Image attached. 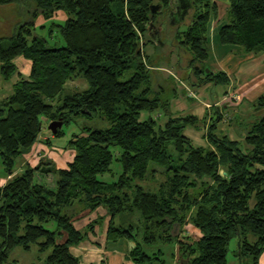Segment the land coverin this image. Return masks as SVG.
<instances>
[{"label":"trees","instance_id":"16d2710c","mask_svg":"<svg viewBox=\"0 0 264 264\" xmlns=\"http://www.w3.org/2000/svg\"><path fill=\"white\" fill-rule=\"evenodd\" d=\"M225 1L231 20L220 30L221 43L264 53V0H192L191 23L182 31L178 27L185 23H164L173 30H164L163 38L172 40L170 54L178 53L177 71L188 79L180 78L193 88L228 83L225 74L207 73L205 66L208 25L212 17L219 21ZM153 2L0 0V6L34 4V19L0 39L5 79L16 73L17 57L32 62L29 78L17 82L14 93L0 104V156L6 176L13 175L17 159L39 141L42 117L50 123L61 118L65 125L76 116H100L110 123L106 130L86 129L72 136L68 148L75 156L66 169L44 158L0 186V264H20L9 260L10 252L30 251L34 245L49 252L41 264H81L71 248L101 229L107 217L106 242L134 243L130 258L135 264H164L148 249L169 245L179 246L183 264H228L233 239L238 240L241 264H261L264 116L242 141L219 136L220 119L207 125L210 146H196L186 137L188 127H205L207 122L172 115L171 102L181 94L178 77L165 76L143 51L142 45H154L149 25H162L161 13L151 11ZM58 10L69 16L64 25L53 24L65 45L48 48L46 40L34 36L36 22L41 14L50 18ZM182 59L189 60L188 66ZM131 70L133 75L121 81ZM79 77L88 88L67 90V83ZM258 105L264 107V97ZM157 111L164 118L142 119L143 113ZM63 136L61 129L54 138ZM115 161L122 168L118 179L101 181L99 176L110 173ZM49 175L53 186L45 182ZM99 208L107 217L77 228L80 214ZM127 215L137 216V222L117 224L118 216ZM189 225L200 237L187 233Z\"/></svg>","mask_w":264,"mask_h":264},{"label":"crops","instance_id":"0c3cea01","mask_svg":"<svg viewBox=\"0 0 264 264\" xmlns=\"http://www.w3.org/2000/svg\"><path fill=\"white\" fill-rule=\"evenodd\" d=\"M225 2L222 3L224 7L221 4L223 9L219 8V21L212 17L208 25L209 58L212 53L215 59L212 62L208 61V58L205 61V66L206 68L210 66L209 69H206V72L209 70L215 75L225 74L228 78V83L224 85L209 83L196 88L185 86L186 89H181V94L172 100L170 108L173 116L193 115L201 121L206 119V125L220 119L221 122L218 124L217 134L219 136H227L232 140L242 141L256 122L264 116V107L258 105L259 98L264 97V53L255 54L245 51L241 46L221 43L220 30L231 20L230 14H228L229 8ZM25 7V5L0 6V39L11 37L14 34L15 29L18 28L15 14L23 13ZM14 22L16 23L14 24ZM14 64L16 73L7 80L1 74L0 62V104L14 93V87L17 82L21 79H28L31 74L32 62L25 57H17L14 60ZM160 67L163 71L170 70L165 65ZM157 68L160 69L159 67ZM174 69L177 70L176 63L171 67V70L174 71ZM179 81L180 83L184 82L182 79H179ZM193 81L195 82L196 80L193 79ZM70 82L76 88L84 90L88 88L87 82L81 83L77 81V84L76 80ZM229 94L241 96L242 101L239 100V103L231 99L225 101ZM150 115L152 114H146L147 119ZM226 116L229 119H226ZM193 128L188 127L185 135L194 143L192 137L187 135L188 131ZM203 137L206 141V146L196 145L195 143L194 145L210 146L207 137L205 135ZM48 142L51 144V138L47 136L40 137L37 144L17 160L18 163H16L13 175L6 176L4 172L0 178V186H4L17 174L23 173L27 166L36 167L39 161L44 158L53 161L58 169H66L68 164L73 161L75 152L69 150L66 157L56 154L55 151L50 153V147L46 146ZM98 217H107V211L104 208H99L93 213L86 211L77 217L76 226L86 221L83 227L79 228L83 229ZM109 219L107 217L104 226L101 229H97L96 233L91 234L87 241L78 247L71 248V253L79 259L81 264H135L130 258V252L135 246L134 243L128 240H121L118 243L106 242L105 230ZM188 229L197 238L200 237V232L196 228L190 225ZM148 252L152 254L158 253L164 264L184 263V259L179 254V246L176 245L159 246L148 249ZM155 264H163V262L156 261ZM261 264H264V255L262 256Z\"/></svg>","mask_w":264,"mask_h":264},{"label":"rangeland","instance_id":"374dc122","mask_svg":"<svg viewBox=\"0 0 264 264\" xmlns=\"http://www.w3.org/2000/svg\"><path fill=\"white\" fill-rule=\"evenodd\" d=\"M227 3L228 2H225V4L228 6ZM222 6L224 7V4H222ZM33 9H34V4L30 3L28 6L25 7V11H23V13L20 12L19 15L15 14L16 15L15 17H16V19L18 21V24H17L18 26L23 24V23L30 22V21H32L34 19L33 14H32ZM68 18H69V16L67 15V13L64 10L56 11L54 13V15H52V17H50V18H45V16L41 14L39 16L37 22H36L37 27H36V29L34 31V36L46 40V46L48 48H61V47H64L65 42H64L63 36L61 34V30H60V28L58 26H53V24L64 25L66 23V21L68 20ZM192 20H193V16H192V13H191V14H189L187 16L185 22H183L185 24H182L178 28L181 31L186 29L187 25H189ZM15 23L16 22H14V24ZM42 26H45V28H42ZM170 26H168V28L170 30H173L172 27H170ZM173 27H176V26H173ZM168 28L165 29V27H164V30L167 32ZM165 36L166 35H164V38H163V42L166 45L165 48H163L162 46H155L153 44H149L146 47H144L142 45L143 51L145 52L146 55H149V57H151L153 60H155L154 65L159 67L160 68L159 70L163 74H165V76H173V75H175L176 78L178 77L176 79V81L179 84V90L180 91H181V89H186L185 86L190 88V85H188V83L186 81L181 82V83L179 81V79H181L182 76L184 78L186 77V79H188L187 76L183 75V73H185V72H182V70H179V69H178V72L175 69H174V71L171 70V67H173L175 65V63L176 64L178 63V60H179L178 59V53L177 52H173V54H170V53H172V50H173L172 47H171L172 40L167 39ZM145 40H146L145 36L142 35V44L145 42ZM149 57L146 56L145 61L148 62ZM183 59H184V57H183ZM183 59H182V63H184ZM214 59H215L214 55L211 53V56H210L208 61H212L213 62ZM174 60H175V62H174ZM188 61H187V63H184L187 66H188V63H189ZM161 65L167 66L168 68H170V70L169 71H163L162 68L160 67ZM209 67L207 69H209ZM133 73H134V70H131V71L127 72L125 74V76L121 78V81L128 80L133 75ZM159 73L160 72L155 71V75H158ZM75 80H76V84L78 82H81V83L82 82H87L86 79H84L83 77H79V78H77ZM71 84L72 83L69 81L67 86H66L67 90H69L71 92L83 91L84 90L82 88H76L75 86H72ZM235 96H238V95L237 94H229L227 97H228V99H231V100H233V101H235L237 103L242 101L241 96H239L238 99H235ZM55 104H57V102H55ZM146 114H148V113H143L142 114V119L143 120L147 119ZM150 116H153L157 120L161 119V118H164V115L162 114L161 111H157L156 113H153ZM226 119H229V117L226 116ZM162 121H163V119L160 121L161 124L163 123ZM42 123H43V128H42V131H41V137L42 136H47V137L51 138V144L46 143V146L50 147L49 148L51 150L50 153L55 151L56 154L64 155L65 157L68 156L67 152L70 150V148H68V144H69V141L71 140L73 135L83 134V133H85L86 129H90V130H106V129H108L110 127V123L107 121V119H105L103 117H100V116L88 117V116L81 115V116L73 117L69 124H65L63 126V128H62L63 129V133H64L63 137H61V138H56V137L54 138L53 137L52 138V136H54V135H52L51 132L48 129L50 121L48 119H45L44 117H42ZM206 132H207V125L205 127L200 125V127H194L192 130H189L187 135L192 137V139L194 140V143L196 145L206 146L207 144H206V141H205V139L203 137V135L206 136ZM17 160H19V159H17ZM111 170L112 171L110 173H107V174L99 176V179L101 181H104V182L116 181L118 179L119 175L122 173V168H121L120 163L115 161L113 163L112 167H111ZM3 174H4V168H3L2 160H1V156H0V178L3 176ZM17 175H19V174H17ZM45 182L48 185L53 186V184H54L53 176L49 175V178H47ZM154 191H156V188L154 189ZM125 219L133 220V221L137 222L138 217L135 216V215H133V216L127 215V216H124V217L123 216H118L116 218V222H117V224L118 223L121 224V221L125 220ZM85 223H86V221H84V223L83 222L79 223L77 225L78 228L83 227V225ZM189 227H190V225H189ZM52 228H54V226H52ZM189 231L190 230L188 229L187 233L196 236L194 233H191L192 231L191 232H189ZM251 238H252L251 239L252 241L255 240L253 237H251ZM238 253H239L238 240L237 239H233L231 241V243H230L229 251H228V255H227L228 264H241L240 261H239L240 258L238 256ZM48 254H49V252H40L39 251V247L37 245H34L30 251H25V250H23L21 248L13 249L10 252L9 260L10 261H17L20 264H33V263L41 264V263L44 262V260L48 256Z\"/></svg>","mask_w":264,"mask_h":264},{"label":"water","instance_id":"95a60500","mask_svg":"<svg viewBox=\"0 0 264 264\" xmlns=\"http://www.w3.org/2000/svg\"><path fill=\"white\" fill-rule=\"evenodd\" d=\"M160 7L161 4L160 5L151 4L150 6L152 12H160L159 10ZM169 7L175 8L177 10L175 12L176 15H180V19L171 21L169 23L172 27L181 24V22L185 20V17L191 14L193 11L192 0H169ZM163 33H164L163 25L150 24L148 27V36L156 46H162V47L164 46ZM207 72H209V70H207ZM63 126H64L63 119L60 118L52 121L49 124L48 129L52 135H56L63 128ZM52 170L55 169L52 168Z\"/></svg>","mask_w":264,"mask_h":264},{"label":"flooded vegetation","instance_id":"af4514ba","mask_svg":"<svg viewBox=\"0 0 264 264\" xmlns=\"http://www.w3.org/2000/svg\"><path fill=\"white\" fill-rule=\"evenodd\" d=\"M153 4H161V7L159 8L160 12H158L161 13V15L158 22H161L162 25L180 19V15H176L175 13L177 10L173 7H169V0H154Z\"/></svg>","mask_w":264,"mask_h":264},{"label":"built area","instance_id":"2783aa9c","mask_svg":"<svg viewBox=\"0 0 264 264\" xmlns=\"http://www.w3.org/2000/svg\"><path fill=\"white\" fill-rule=\"evenodd\" d=\"M238 97H239V96H235V99H238ZM227 100H228V98H225V101H227Z\"/></svg>","mask_w":264,"mask_h":264}]
</instances>
